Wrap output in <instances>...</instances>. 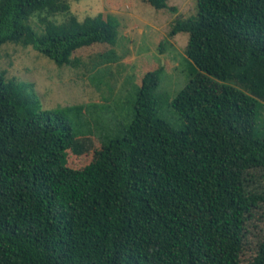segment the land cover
I'll return each instance as SVG.
<instances>
[{
	"label": "trees",
	"instance_id": "16d2710c",
	"mask_svg": "<svg viewBox=\"0 0 264 264\" xmlns=\"http://www.w3.org/2000/svg\"><path fill=\"white\" fill-rule=\"evenodd\" d=\"M118 25L100 12L78 19L67 0H0V45H31L58 66L97 44L108 47L92 67L116 61ZM179 32L195 67L169 119L163 64L140 62L132 118L113 136L75 127L89 124L82 104L43 108L0 67V264H264V0H196L167 34ZM89 134L102 150L70 164Z\"/></svg>",
	"mask_w": 264,
	"mask_h": 264
},
{
	"label": "rangeland",
	"instance_id": "374dc122",
	"mask_svg": "<svg viewBox=\"0 0 264 264\" xmlns=\"http://www.w3.org/2000/svg\"><path fill=\"white\" fill-rule=\"evenodd\" d=\"M67 1L78 19L94 16L99 12L103 16L112 14L117 19L119 25L114 51L118 59L92 67L97 55L108 47L97 44L72 53V58H78L79 61L76 66H58L31 45L5 42L0 45V67L5 69L7 76L17 77L28 91L35 93L45 109L84 105L86 112L83 117L89 124L75 123V127L84 130L95 125L105 135L113 136L121 124L128 123L132 118L135 86L143 73L140 62L144 69L145 66H158L160 63L165 71L157 87V94L163 100L159 112L161 117L169 119L170 100L188 81L195 65L184 53L187 33L179 32L174 36H168L167 33L177 14L182 18L195 13L196 0H168V5L175 6L176 11L156 9L144 0ZM54 18L61 21L63 15L58 13ZM28 22L37 32H41L34 17ZM165 39L161 45L162 50H159V41L163 42ZM100 72L104 77H107L108 72V82L104 77L99 78V75L93 77V74ZM99 81L100 88H97ZM90 104H98L94 107L97 110L94 115ZM255 131L259 136L263 135L264 102L258 103ZM94 135L89 134L86 138L87 152L69 155L70 164L83 165L94 155V151L102 150ZM255 185H260L259 178ZM256 210L264 212V206L261 205Z\"/></svg>",
	"mask_w": 264,
	"mask_h": 264
}]
</instances>
